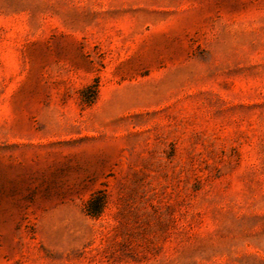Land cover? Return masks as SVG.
Segmentation results:
<instances>
[{
    "label": "rangeland",
    "instance_id": "obj_1",
    "mask_svg": "<svg viewBox=\"0 0 264 264\" xmlns=\"http://www.w3.org/2000/svg\"><path fill=\"white\" fill-rule=\"evenodd\" d=\"M0 264H264V0H0Z\"/></svg>",
    "mask_w": 264,
    "mask_h": 264
},
{
    "label": "trees",
    "instance_id": "obj_2",
    "mask_svg": "<svg viewBox=\"0 0 264 264\" xmlns=\"http://www.w3.org/2000/svg\"><path fill=\"white\" fill-rule=\"evenodd\" d=\"M92 213H94V212H92ZM96 213H97V211H96Z\"/></svg>",
    "mask_w": 264,
    "mask_h": 264
}]
</instances>
